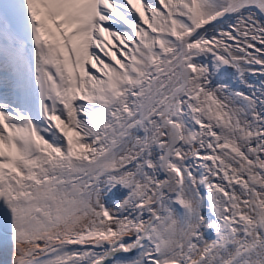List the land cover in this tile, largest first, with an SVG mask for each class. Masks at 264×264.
Here are the masks:
<instances>
[{"label": "snow or ice", "instance_id": "snow-or-ice-1", "mask_svg": "<svg viewBox=\"0 0 264 264\" xmlns=\"http://www.w3.org/2000/svg\"><path fill=\"white\" fill-rule=\"evenodd\" d=\"M248 76L264 0H0L8 264H264Z\"/></svg>", "mask_w": 264, "mask_h": 264}, {"label": "bare ground", "instance_id": "bare-ground-1", "mask_svg": "<svg viewBox=\"0 0 264 264\" xmlns=\"http://www.w3.org/2000/svg\"><path fill=\"white\" fill-rule=\"evenodd\" d=\"M219 75L228 82L230 81L233 84L236 83V81L232 80L231 72H222ZM250 77H253V79H249V81L251 82H256L259 79H264L263 77H255V76H250ZM9 258H10V247H6L4 243L0 241V264H8Z\"/></svg>", "mask_w": 264, "mask_h": 264}, {"label": "rangeland", "instance_id": "rangeland-1", "mask_svg": "<svg viewBox=\"0 0 264 264\" xmlns=\"http://www.w3.org/2000/svg\"><path fill=\"white\" fill-rule=\"evenodd\" d=\"M231 77H232V80H234V81L237 80V78H236L235 75H232ZM263 78H264V77H263ZM248 79H253V77H250V76H249ZM217 80H218V81H221V82H228L227 80H224L223 77H221L220 75L217 77ZM257 81H258V80H257ZM229 82H230V81H229Z\"/></svg>", "mask_w": 264, "mask_h": 264}]
</instances>
